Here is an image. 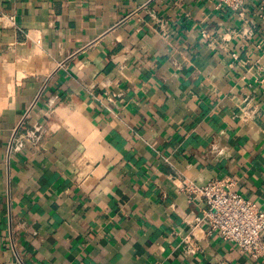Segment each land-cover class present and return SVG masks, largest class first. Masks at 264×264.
I'll use <instances>...</instances> for the list:
<instances>
[{
	"label": "crops",
	"instance_id": "crops-1",
	"mask_svg": "<svg viewBox=\"0 0 264 264\" xmlns=\"http://www.w3.org/2000/svg\"><path fill=\"white\" fill-rule=\"evenodd\" d=\"M217 2L0 0V264H264L187 187L264 211V0Z\"/></svg>",
	"mask_w": 264,
	"mask_h": 264
},
{
	"label": "built area",
	"instance_id": "built-area-1",
	"mask_svg": "<svg viewBox=\"0 0 264 264\" xmlns=\"http://www.w3.org/2000/svg\"><path fill=\"white\" fill-rule=\"evenodd\" d=\"M248 1L218 0L217 7H228L241 14ZM23 125L21 121L16 130ZM234 183L232 178L225 177L187 185L194 196L207 204L203 214L196 217V224L206 223L209 233L216 232L222 239L235 243L241 253L252 259L261 258L264 256V211L234 190Z\"/></svg>",
	"mask_w": 264,
	"mask_h": 264
}]
</instances>
